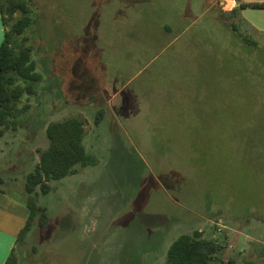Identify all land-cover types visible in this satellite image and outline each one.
Instances as JSON below:
<instances>
[{"label":"rangeland","instance_id":"obj_1","mask_svg":"<svg viewBox=\"0 0 264 264\" xmlns=\"http://www.w3.org/2000/svg\"><path fill=\"white\" fill-rule=\"evenodd\" d=\"M31 1L43 80L1 141L0 188L26 199L52 121L83 118L97 163L40 195L49 224L18 264H164L196 231L264 263V32L218 0ZM244 17L264 26L263 10Z\"/></svg>","mask_w":264,"mask_h":264},{"label":"trees","instance_id":"obj_2","mask_svg":"<svg viewBox=\"0 0 264 264\" xmlns=\"http://www.w3.org/2000/svg\"><path fill=\"white\" fill-rule=\"evenodd\" d=\"M235 1L240 7L232 11L234 15L246 8L264 10V3L246 4L242 3V0ZM0 15L5 28L4 40L0 46L1 142L9 131H18L25 121L23 116L27 112V107L20 108L19 105L24 96L36 94V86L43 80V76L36 72V64L32 60L34 46L28 35L35 24L32 1L0 0ZM231 28L236 31L233 24ZM243 40L250 42L248 38L243 37ZM110 98L105 90L98 97L102 107L96 113L97 126L105 118L104 106ZM87 134V123L81 117L52 121L46 126L49 146L39 150V162L27 175L24 186L27 197L22 202L29 210V218L6 264L19 263L18 245L27 239L37 218L41 228L48 226L50 220L48 209L39 204V197L52 192L51 182L77 175L78 166L87 168L97 163V159L88 152L85 145ZM3 184L5 179L0 173V185ZM224 252L225 246L219 240L209 239L203 232L196 231L193 234L181 235L171 244L164 264H264L247 259L240 262L236 257L225 256Z\"/></svg>","mask_w":264,"mask_h":264},{"label":"crops","instance_id":"obj_3","mask_svg":"<svg viewBox=\"0 0 264 264\" xmlns=\"http://www.w3.org/2000/svg\"><path fill=\"white\" fill-rule=\"evenodd\" d=\"M218 3L222 7L224 15L236 18L238 17L239 20L244 19L245 24H248L252 31H255L256 33L264 32V26H261L254 20H249L244 17L245 12L258 9L246 8L238 11L237 15H234L232 11L240 7V4H238L237 1L218 0ZM242 3H264V0H242ZM224 5L226 7H224ZM4 35L5 28L0 15V46L4 40ZM4 139L5 137L2 140ZM0 147L1 152L3 147L1 146V142ZM29 214V210L26 206H24L23 202H20L18 198L10 195L4 189L0 188V264H6L12 250L16 248L17 239L20 232L27 224Z\"/></svg>","mask_w":264,"mask_h":264}]
</instances>
